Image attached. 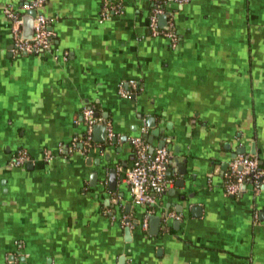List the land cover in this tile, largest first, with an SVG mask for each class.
I'll use <instances>...</instances> for the list:
<instances>
[{
	"label": "crops",
	"instance_id": "crops-1",
	"mask_svg": "<svg viewBox=\"0 0 264 264\" xmlns=\"http://www.w3.org/2000/svg\"><path fill=\"white\" fill-rule=\"evenodd\" d=\"M27 1L0 0V264H264V184L257 197L223 190L237 151L264 169V0H107L124 14L101 22L104 0H46L50 51L13 55L3 9ZM157 3L175 47L148 34ZM130 79L143 90L123 99ZM87 105L117 140L106 144L99 123V148L70 153ZM133 137L163 141L170 156L173 182L146 231L124 181ZM20 150L31 161L10 167ZM170 212L182 218L165 232ZM125 215L134 228L120 225Z\"/></svg>",
	"mask_w": 264,
	"mask_h": 264
},
{
	"label": "built area",
	"instance_id": "built-area-1",
	"mask_svg": "<svg viewBox=\"0 0 264 264\" xmlns=\"http://www.w3.org/2000/svg\"><path fill=\"white\" fill-rule=\"evenodd\" d=\"M190 0H172L176 5L187 4ZM46 0H29L18 6L8 4L3 10L5 16L11 23L10 37L13 55H43L50 51L52 33L48 29L49 22L41 13ZM164 3H157L153 6L148 16L147 30L152 38L161 37L168 41L171 47H175L178 37L171 20H167L164 29L159 27L158 17L163 14ZM34 11L33 35L31 39L22 37L23 17L28 12ZM124 14V9L120 1L104 4L99 13V21H107L113 17H120ZM67 54H65V58ZM143 90L142 85L130 79L118 84L117 93L123 99H131ZM84 126V135L75 137L70 143L69 152L87 153L89 150L99 148L93 140V129L95 125L102 124L105 127L106 144L111 145L116 142L115 134L110 122L103 120L96 115L91 106H84L80 113ZM144 131V129L142 130ZM130 146L133 151V163L124 173V181L129 187L131 202L134 206L142 207L144 214L140 220V227L143 231L148 228L149 216L153 214L161 196L171 186L172 180L168 178V168L170 164L169 152L166 148L151 149L149 143L142 137L130 139ZM45 159H48L45 157ZM31 161L29 154L20 150L10 159L9 166L18 168ZM264 169L260 166L259 160L254 154H241L229 160L227 172L224 175L223 190L229 197H238L242 194H251L254 197L263 191ZM133 217L123 216L119 219L122 227L132 229L135 227ZM181 215L175 212L163 214L161 217L162 229L166 232L170 221H180Z\"/></svg>",
	"mask_w": 264,
	"mask_h": 264
},
{
	"label": "water",
	"instance_id": "water-1",
	"mask_svg": "<svg viewBox=\"0 0 264 264\" xmlns=\"http://www.w3.org/2000/svg\"><path fill=\"white\" fill-rule=\"evenodd\" d=\"M34 17H35V12L34 11L28 12L27 15L23 17V22H22V37L24 39H31V37L33 35V18ZM166 21H167V16L160 15L158 17L159 27L165 28ZM152 121L153 120L151 118L147 119L146 122H147V126L148 127L154 126V125L151 124ZM102 128L104 129V139H105V127L102 126ZM161 132H163L162 129H160V130L157 129V131H153L151 133V135H145L147 141L149 143H151L152 142V139L154 137H158L159 135H161ZM99 141L103 143L105 140L100 139ZM163 144H164V142L161 141V143L159 145V148H161ZM151 149H153V148L151 147ZM242 153L243 152L240 153L239 151H237L236 154L233 155V158L235 156H237V155H241ZM114 175H115V171L113 169L108 170V177H109V179L110 178L112 179ZM150 221H151L150 222V234L156 235L157 234V230H158V224H159L160 218L159 217L151 216L150 217Z\"/></svg>",
	"mask_w": 264,
	"mask_h": 264
},
{
	"label": "trees",
	"instance_id": "trees-1",
	"mask_svg": "<svg viewBox=\"0 0 264 264\" xmlns=\"http://www.w3.org/2000/svg\"><path fill=\"white\" fill-rule=\"evenodd\" d=\"M96 111V110H95Z\"/></svg>",
	"mask_w": 264,
	"mask_h": 264
}]
</instances>
